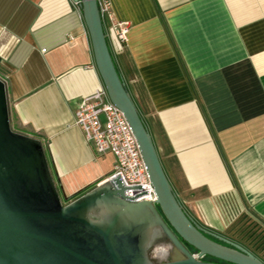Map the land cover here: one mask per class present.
Segmentation results:
<instances>
[{
  "label": "crops",
  "instance_id": "obj_1",
  "mask_svg": "<svg viewBox=\"0 0 264 264\" xmlns=\"http://www.w3.org/2000/svg\"><path fill=\"white\" fill-rule=\"evenodd\" d=\"M110 2L129 32L119 43L103 18L108 46L184 211L236 243L237 218L264 230V0ZM0 79L11 129L41 141L61 196L111 176L73 122L103 88L77 4L0 0Z\"/></svg>",
  "mask_w": 264,
  "mask_h": 264
},
{
  "label": "water",
  "instance_id": "obj_2",
  "mask_svg": "<svg viewBox=\"0 0 264 264\" xmlns=\"http://www.w3.org/2000/svg\"><path fill=\"white\" fill-rule=\"evenodd\" d=\"M71 1L81 9L107 97L137 142L155 206L126 197L128 188L117 177L74 199L61 196L41 141L11 129L6 85L0 79V264H206L199 260L203 256L228 264H264L184 211L118 71L96 0ZM160 239L169 246L170 260L155 263L149 250Z\"/></svg>",
  "mask_w": 264,
  "mask_h": 264
},
{
  "label": "built area",
  "instance_id": "obj_3",
  "mask_svg": "<svg viewBox=\"0 0 264 264\" xmlns=\"http://www.w3.org/2000/svg\"><path fill=\"white\" fill-rule=\"evenodd\" d=\"M96 2L101 19L109 21L115 39L121 44L126 43L128 23L114 19L110 0ZM73 115L74 125L95 155L113 158L114 168L110 177L119 178L128 188L126 197L134 202L148 201L155 206L156 197L137 142L123 114L109 101L104 88L85 97Z\"/></svg>",
  "mask_w": 264,
  "mask_h": 264
},
{
  "label": "rangeland",
  "instance_id": "obj_4",
  "mask_svg": "<svg viewBox=\"0 0 264 264\" xmlns=\"http://www.w3.org/2000/svg\"><path fill=\"white\" fill-rule=\"evenodd\" d=\"M107 161H109V158ZM235 222L236 224L233 227V230L235 229L234 233L237 234L235 237L239 238V240L235 237L234 238L237 240L238 244L240 243L250 250H253L255 253L261 254V258H264V230L256 227L255 225H247L238 218ZM168 247L169 246L165 242L161 240L156 241V244L149 250V257L153 259L157 257L156 254L166 253Z\"/></svg>",
  "mask_w": 264,
  "mask_h": 264
},
{
  "label": "flooded vegetation",
  "instance_id": "obj_5",
  "mask_svg": "<svg viewBox=\"0 0 264 264\" xmlns=\"http://www.w3.org/2000/svg\"><path fill=\"white\" fill-rule=\"evenodd\" d=\"M217 235V234H216ZM219 236V235H218ZM221 237V236H220ZM223 238V237H222ZM225 239V238H224ZM161 241H163V242H165L164 241V239H160ZM211 240H213V241H215V242H218L217 240H215V239H211ZM226 240H228V239H226ZM228 241H230V240H228ZM230 242H232V241H230ZM218 243H220V242H218ZM233 243H235V244H237V245H240L242 248H244L245 250H247L249 253H251L252 255H254L256 258H258L255 254H254V252H252V251H250V249L249 248H247L246 246H244V245H241L240 243L238 244V243H236V242H233ZM156 244V243H155ZM220 244H223V243H220ZM183 245H184V247L189 251V252H191V254L193 255V256H195V255H197V253H196V251H194L193 249H191L189 246H186V244H184L183 243ZM156 258H153L152 259V261L153 262H155V263H158V262H160V261H164V260H170V254H169V248H168V250H167V252L166 253H162V254H156ZM261 262H264V261H262L260 258H258ZM199 260H200V262H202V263H206V264H228L227 262L226 263H224V262H222V261H219V260H216V259H213V258H210V257H206V256H203V257H201V258H199Z\"/></svg>",
  "mask_w": 264,
  "mask_h": 264
},
{
  "label": "bare ground",
  "instance_id": "obj_6",
  "mask_svg": "<svg viewBox=\"0 0 264 264\" xmlns=\"http://www.w3.org/2000/svg\"><path fill=\"white\" fill-rule=\"evenodd\" d=\"M159 252V251H158ZM160 253V252H159Z\"/></svg>",
  "mask_w": 264,
  "mask_h": 264
},
{
  "label": "trees",
  "instance_id": "obj_7",
  "mask_svg": "<svg viewBox=\"0 0 264 264\" xmlns=\"http://www.w3.org/2000/svg\"><path fill=\"white\" fill-rule=\"evenodd\" d=\"M80 196V195H79Z\"/></svg>",
  "mask_w": 264,
  "mask_h": 264
}]
</instances>
